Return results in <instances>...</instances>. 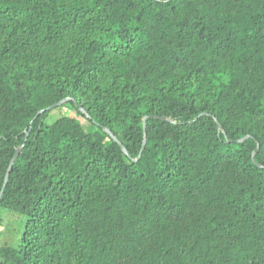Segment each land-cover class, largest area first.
Masks as SVG:
<instances>
[{
  "label": "trees",
  "instance_id": "trees-1",
  "mask_svg": "<svg viewBox=\"0 0 264 264\" xmlns=\"http://www.w3.org/2000/svg\"><path fill=\"white\" fill-rule=\"evenodd\" d=\"M3 211L0 264H264V0H0Z\"/></svg>",
  "mask_w": 264,
  "mask_h": 264
},
{
  "label": "rangeland",
  "instance_id": "rangeland-1",
  "mask_svg": "<svg viewBox=\"0 0 264 264\" xmlns=\"http://www.w3.org/2000/svg\"><path fill=\"white\" fill-rule=\"evenodd\" d=\"M72 113L73 112L70 111V109L64 107L60 111L59 110L53 111L50 120L52 121L56 119L60 114H72ZM77 119L85 128L88 127V123L85 119L79 116H77ZM1 218H2V223L0 225V244L1 243L14 244L15 239H14L13 225L9 227L6 225L8 219L7 211L2 212Z\"/></svg>",
  "mask_w": 264,
  "mask_h": 264
},
{
  "label": "water",
  "instance_id": "water-1",
  "mask_svg": "<svg viewBox=\"0 0 264 264\" xmlns=\"http://www.w3.org/2000/svg\"><path fill=\"white\" fill-rule=\"evenodd\" d=\"M65 100H66V99H65ZM65 100H61V101H59L56 105H60V104H62ZM82 111H84V110L82 109ZM218 127H219V128H222L221 125H220L219 123H218ZM144 136H145V135H144ZM119 144H120L121 147L123 148L124 152H127V149L121 144V142H119ZM145 145H146V139H144V141H143V145H142V149H141V150L144 149ZM20 150H21V147H19V148L17 149V151H16L14 157L12 158V160H11V162H10V164H9V167H8V169H7V172H6V179H5V180H7L8 176H9V174H10V171H11V169H12V165H13L14 161L16 160L17 156L19 155Z\"/></svg>",
  "mask_w": 264,
  "mask_h": 264
}]
</instances>
